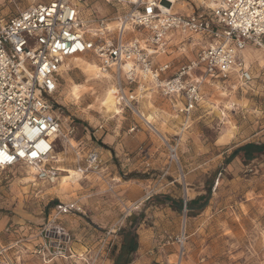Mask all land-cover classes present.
<instances>
[{
    "label": "rangeland",
    "instance_id": "obj_1",
    "mask_svg": "<svg viewBox=\"0 0 264 264\" xmlns=\"http://www.w3.org/2000/svg\"><path fill=\"white\" fill-rule=\"evenodd\" d=\"M46 1L0 0V25ZM172 1V11H191L186 0ZM128 9L107 0H85L80 7L89 33L103 21L112 34ZM174 43L162 60L186 62L192 54L181 50L187 41ZM244 53L254 78L249 89L206 81L188 120L170 101L140 94L137 84L119 85L113 70L107 81H95L67 61L54 94L61 132L57 162L49 166L58 169L57 181L35 178L32 187L23 181L29 167L0 170V247H8V260L113 264L120 231L130 228L138 245L130 264H264V154L245 162L232 156L246 144L264 145V53L252 46ZM78 58L99 68L90 54ZM111 87L119 115L99 105ZM134 95L137 101L128 103ZM90 151L99 154L98 171L86 168ZM60 169L78 173L62 191L57 182L67 174ZM198 197L205 199L188 211L185 203ZM58 205L71 210L54 218Z\"/></svg>",
    "mask_w": 264,
    "mask_h": 264
},
{
    "label": "built area",
    "instance_id": "obj_2",
    "mask_svg": "<svg viewBox=\"0 0 264 264\" xmlns=\"http://www.w3.org/2000/svg\"><path fill=\"white\" fill-rule=\"evenodd\" d=\"M84 1L32 4L0 25V154L11 156L7 161L0 155V170L25 165L35 169L39 181H57L58 169L49 166L57 162L53 138L61 132L54 94L63 66L74 57L92 55L102 72L117 71L119 85L121 80L137 84L140 94L149 91L170 101L186 120L201 104L206 81L241 90L253 82L244 51L252 46L264 53V0H186L191 11L185 14L172 11L174 2L107 0L129 7L114 34L103 21L89 33L80 11ZM177 37L194 52L174 65L162 57L171 54ZM136 98L130 96L128 103ZM38 144H46L47 151ZM85 163L98 171L99 154L88 152ZM70 210L58 205L54 218ZM7 250L0 247V264H19L8 260Z\"/></svg>",
    "mask_w": 264,
    "mask_h": 264
},
{
    "label": "bare ground",
    "instance_id": "obj_3",
    "mask_svg": "<svg viewBox=\"0 0 264 264\" xmlns=\"http://www.w3.org/2000/svg\"><path fill=\"white\" fill-rule=\"evenodd\" d=\"M162 2H167L169 5L171 2H173L172 0H161ZM161 8H165L164 6H161ZM108 28L111 29V27ZM71 60H73L78 66L82 67L84 72H86L88 74V79H92L95 81H107L109 79V74L107 72H102L101 69H99L96 65L91 64L90 62H86L84 60H82L81 58L78 57H74ZM67 68V64L63 66L62 71L65 70ZM114 72L118 75L117 71L114 70ZM92 76V78H90ZM91 80H89L90 82ZM79 89H81V86H74L72 88V94H77L79 91ZM115 93V89L114 88H106L104 93H103V97L99 102V105L101 106V108L104 110V112L106 114H118L121 112L120 108L118 107V105L120 104V101L118 99V97L116 95H114ZM103 112V113H104ZM59 136L54 137V141H56L58 139ZM30 170L26 171V176L23 178V181L25 184H29L31 183L30 186L32 187H36L38 186L36 179L34 177V173H35V169L32 167H29ZM61 172L67 174L66 176H63L62 178H60V180L57 182V188L62 191L65 187H67L68 182L71 181L73 179V177L78 176V173L74 170H70V169H60ZM53 190V189H52ZM65 190V189H64Z\"/></svg>",
    "mask_w": 264,
    "mask_h": 264
},
{
    "label": "trees",
    "instance_id": "obj_4",
    "mask_svg": "<svg viewBox=\"0 0 264 264\" xmlns=\"http://www.w3.org/2000/svg\"><path fill=\"white\" fill-rule=\"evenodd\" d=\"M244 159V162L247 160H251L253 158L258 157L259 155L264 154V145H256V144H246L243 147L237 149L233 152L232 156L238 155ZM204 197H198L194 200L187 201L185 203L186 209L188 211L193 210L194 206L197 205ZM205 203L201 205L203 207ZM180 211L181 206H178ZM121 236V244L118 250L117 255L113 260V264H130L132 255L137 250V236L133 230L130 228L122 229L120 231Z\"/></svg>",
    "mask_w": 264,
    "mask_h": 264
},
{
    "label": "snow or ice",
    "instance_id": "obj_5",
    "mask_svg": "<svg viewBox=\"0 0 264 264\" xmlns=\"http://www.w3.org/2000/svg\"><path fill=\"white\" fill-rule=\"evenodd\" d=\"M149 11H151V9H149ZM58 47H59V45H58ZM75 47L79 48L80 45L77 44ZM69 50L75 51V48H70ZM45 67H47V66H45ZM49 86H51V85H49ZM37 147L40 148L42 151H47V145L46 144H38ZM0 155H3V154H0ZM20 155H23V153H20ZM31 155L33 157H35L37 155V153L36 152H32ZM3 159L7 160V161H10L11 160V156L3 155Z\"/></svg>",
    "mask_w": 264,
    "mask_h": 264
},
{
    "label": "crops",
    "instance_id": "obj_6",
    "mask_svg": "<svg viewBox=\"0 0 264 264\" xmlns=\"http://www.w3.org/2000/svg\"><path fill=\"white\" fill-rule=\"evenodd\" d=\"M177 45H178V44L175 43V47H176ZM186 45H187L188 47L184 48L183 50L188 49L189 51H191L192 54H191L190 56L192 57L193 52H194V50H193L194 47H193V45H190L188 42L186 43ZM183 50H182V51H183ZM191 57H189V59H190ZM244 58H245V53H244ZM245 60H246V58H245Z\"/></svg>",
    "mask_w": 264,
    "mask_h": 264
}]
</instances>
